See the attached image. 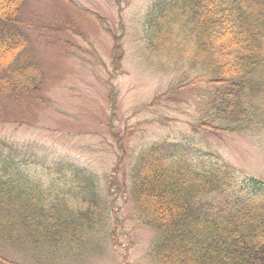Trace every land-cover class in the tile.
Here are the masks:
<instances>
[{"label": "trees", "instance_id": "trees-1", "mask_svg": "<svg viewBox=\"0 0 264 264\" xmlns=\"http://www.w3.org/2000/svg\"><path fill=\"white\" fill-rule=\"evenodd\" d=\"M27 1L0 0V123L9 122L8 104L26 101L42 87L41 66L21 19ZM89 12L109 31L105 17ZM146 25L154 53L202 71L178 87L206 84L208 102L199 103L192 128L264 131V0H157ZM113 38L118 68L123 51ZM189 78L184 72L183 79ZM109 101L114 111V88ZM112 135L121 154L104 189L98 176L70 162H54L37 175L17 149L0 157V247L20 250L29 264H82L120 244L128 234L114 196L126 150L122 138ZM126 178L135 219L153 233L152 264H264V177L163 140L135 157Z\"/></svg>", "mask_w": 264, "mask_h": 264}, {"label": "rangeland", "instance_id": "rangeland-1", "mask_svg": "<svg viewBox=\"0 0 264 264\" xmlns=\"http://www.w3.org/2000/svg\"><path fill=\"white\" fill-rule=\"evenodd\" d=\"M75 1L80 8L62 0H28L21 8V19L32 23L30 40L41 66L39 74L44 73L42 78L49 84L22 101L23 106L8 104L5 117L9 122L0 123V157L17 149L23 165L34 174H46L53 168L34 158L25 162L33 153L47 160L73 162L101 179L115 174L120 153L112 132L120 136L126 151L117 173L121 189L114 201L128 235L82 264H152L153 233L135 219L125 182L135 157L152 143L167 140L200 157L206 153L221 157L248 175L263 178L264 131L249 136L215 134L190 126L199 119L198 103L208 102L206 93L200 92L207 88L202 83L199 88L186 85L178 89L184 72L190 76L188 81L202 71L178 67L146 44V18L157 0ZM86 9L105 16L109 31ZM68 19L84 37L62 29L69 25ZM113 35L123 51L118 68L113 66ZM111 75L117 98L115 119L110 118L113 110L108 99ZM171 87L177 89L169 91ZM156 97L159 102L153 104ZM0 254L12 262H30L11 247L1 246Z\"/></svg>", "mask_w": 264, "mask_h": 264}]
</instances>
